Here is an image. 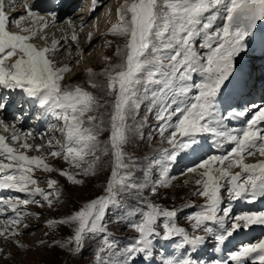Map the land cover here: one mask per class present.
<instances>
[{"label":"snow or ice","instance_id":"snow-or-ice-1","mask_svg":"<svg viewBox=\"0 0 264 264\" xmlns=\"http://www.w3.org/2000/svg\"><path fill=\"white\" fill-rule=\"evenodd\" d=\"M6 3L11 7L16 0H0V90H3L0 92V130L10 132V136L0 133V188L24 193L25 198L0 197V216L8 209L14 213L0 219V237L12 239L19 247H27L16 239L22 223L21 208L31 203L43 207L37 196L48 207L59 200V182L49 178L48 190L39 187L34 176L36 169L49 173L58 171L68 182L82 185L84 180L77 177L96 174L101 160L98 153L112 158L104 194L84 203L70 215L48 219L49 228L75 226L72 236L63 242L53 239V245L64 248L74 244L69 251H80L89 236L106 232L104 221L109 209L120 208L126 196L137 195L143 201L140 190L145 184L155 196L174 179L170 176L171 167L186 156L199 158V163L187 168V172L199 176L195 180L198 187L192 195L204 198L199 210L187 216L191 231L178 224L176 209L142 203L140 210L133 209L128 217V225L137 236L126 246L121 264H152L157 242L177 243L186 253L169 256L163 264H205L196 257L210 237L219 247L238 231L257 225L264 227V211L232 215L234 202L253 203L264 199V103L241 109L227 104L234 92L243 95L244 89L252 87L253 62L257 57L249 53L258 50L260 58H264V39L258 48L255 41L259 24H264V0H123L116 9V21L108 29L114 37L125 41L122 48L116 47L120 62L110 64L104 71L108 95L114 98L111 102L105 101L112 107L108 113V142L98 139L104 130L103 115L91 114L103 105L83 87L62 84L64 74L71 69L67 65L57 66L49 55L55 56L61 50L60 40L53 39L50 46L43 47L31 42L37 36L47 39L41 33L49 22H56L57 14L41 15L25 0L26 16L13 20L5 10ZM221 17L222 24L217 25ZM26 18H33L38 27L22 28L20 32L9 30L10 24L19 27ZM65 23L72 25L73 22L69 18ZM62 39L67 43L69 37L65 34ZM70 39H78L75 29ZM91 39L89 32V42ZM197 40L203 52L197 50ZM195 74L201 75L199 82H193ZM89 83L93 88L98 87L92 80ZM153 84L160 87L152 90L149 85ZM28 102L62 121L58 129L62 139L53 136L46 144L33 145L28 143L34 136L32 131L21 132L16 123L6 122L4 113L10 106ZM145 102L151 105L148 112H155L158 134L171 146L152 161L159 172L158 178L152 179L150 184L151 178L143 169L144 184L136 179L132 171L136 164L128 162L131 157L125 151L130 136L142 127L135 124V119ZM18 110L23 111L19 107ZM250 113L251 118L246 119L243 126H226V121L246 118ZM205 134L211 135L219 146L227 143L230 151L205 155L208 147ZM44 148L51 157L68 163L69 169H56L44 156L27 154ZM257 155L260 159L254 163L246 162V157ZM73 168L79 172L71 171ZM234 168L240 170L233 172ZM224 192L227 201L222 195ZM225 203L227 206H223ZM40 243L45 244V241ZM113 246L114 242L105 237L104 246L95 253L96 258L100 259L101 253ZM3 251L0 248V253ZM250 258L253 264L256 261L264 264V239L244 244L230 252L227 259H217L212 264H229V261L246 264Z\"/></svg>","mask_w":264,"mask_h":264},{"label":"rangeland","instance_id":"rangeland-1","mask_svg":"<svg viewBox=\"0 0 264 264\" xmlns=\"http://www.w3.org/2000/svg\"><path fill=\"white\" fill-rule=\"evenodd\" d=\"M78 1L79 0H76V2L73 1V5L76 3H81L82 8L78 7V9L70 12L66 16L68 19L71 18L73 22L72 25L65 23V19L62 21H56L57 23L55 25L53 23V25H48L44 29V32L41 33V35H46V40L41 39L40 36H37L33 38L31 42L39 47H43L45 45L50 46L52 40L57 39L60 36V33H64L65 36V34H71L73 29H75L78 34V39L76 41H72L70 39L71 35L68 36L69 39L67 43H65L64 40L60 43L61 50L55 56H52L51 53H49V55L56 61L57 66L67 65L71 69L69 72L64 74L62 84L79 85L83 87L84 89L92 92L93 95L98 99L99 103L103 105V107L97 108L95 112L91 114L97 116L103 115L105 123L102 127L104 130L100 133L98 139L101 142H108L110 137L108 113L111 112L112 107L111 103L105 104V101L111 102L114 98L108 95L106 87L107 77L104 75V71L109 67L110 64H116L120 62V57L116 56V47L120 46L122 48L125 43L123 38L114 37L108 32V29L111 24L116 21V9L121 3H123V0H95L94 10L96 13L94 16L91 15L93 17L89 16L88 19L84 17V7L89 8V0ZM59 3L54 4V2H51L49 4V8H47V12H57V10L61 9V3ZM21 4L24 5V2ZM91 9L93 10V5ZM7 12L9 14V11ZM21 14L22 16H26L25 9L22 10V13H19L18 16L20 17ZM15 19L18 18L16 17ZM30 19L33 20V18H26L25 20L21 21L19 27H38V25ZM216 24H222V17L216 21ZM9 26H11V29L14 30L11 24ZM19 27H17V31L15 32L21 31L18 29ZM55 31L56 35H53ZM89 32L92 33V39L90 42L88 40ZM256 37L258 39L256 43L258 48L261 38L264 39V32L257 34ZM61 39L62 36L59 37V40ZM109 41H111V44L108 43ZM199 43L200 41L197 40V50L203 52L204 50L199 48ZM65 52L67 53L66 56ZM70 54H72L71 57ZM253 54L259 55V51L257 50L255 53H249L250 56ZM105 57H111V60H105ZM72 59H74V61H71ZM247 60L248 58L245 57L244 62L247 63ZM256 64L259 67H262L264 64V59L257 57ZM89 70H92L91 75ZM256 71V65L254 64L251 80L252 87L250 89H244L243 95L238 92H234L228 99V102H230L228 105H231L237 109H241V106L239 105H241V101L243 102L242 99H245L244 103L247 102L249 107H251L252 104L260 105L263 103V101L256 98L257 96L251 98V101L249 100L253 92H255L256 89H259V84L264 78V69L259 73H256ZM90 80L94 81L98 87H91L89 83ZM200 80V74H195L193 76V82H199ZM149 87L152 90H156L160 87V85L153 84L149 85ZM253 88L255 89L252 90ZM2 91L3 90H0V92ZM141 91H143V89H141ZM192 94L194 95L195 92ZM150 96L151 92L149 93V98ZM238 96L240 97L239 101L232 105V102L236 100ZM246 99L249 101H246ZM18 107L22 108L23 111L18 110ZM149 107H151V105L145 102L139 109L138 114L136 115L135 124L142 125V127H140L137 133L130 136L129 142L125 146V151L128 153L129 157H131L130 161L128 162L136 164V167L133 168L132 171L135 172L136 179L140 181L141 184H144V174L141 169L148 173V176L151 178L148 181L150 184L152 179L158 178L159 172L158 168L153 165L152 161L154 159L160 158V154L163 149L171 148V146L163 141L161 136L158 134V121L156 120L155 112H148ZM221 111H223V106ZM4 116L7 123H16L17 128L21 132L29 130L33 132V138H29L28 140V143L30 144H46L48 139L53 136L56 139L63 138L62 134L58 131V129L62 126V121H58L51 114H44L43 111L32 102L21 103L19 106L15 105L14 107L10 106L8 111L4 113ZM227 122L233 124L231 127H235V121H226V126ZM129 123L131 124L132 121H129ZM0 133H2V130H0ZM2 134L10 136V132ZM205 135L207 136L206 143L208 145V147L205 149V155H222L230 151V147L227 143L219 146L215 143V140L211 135ZM41 137H43V139H41ZM9 143H11L10 140ZM15 146L18 147L19 145L16 144ZM48 151L49 150L47 148H44L41 149L40 152L29 151L27 154L44 156L46 158V162L56 169H69L68 163H66L62 158L51 157L48 155ZM98 155H101V160L99 162V166L96 168V174L94 176L80 175L77 177L78 179L84 180L82 185H74L68 182L65 177L59 175L58 171L49 173L44 172L42 169L35 170L34 176L38 179L39 187L48 190L47 180L49 178L56 179L59 182L58 187L61 192L59 200H54L53 206L48 207L47 203L44 202L41 197L37 196L36 198L41 199V202L44 204L43 207L35 203H31L21 208L22 223L18 226L20 229V235L16 237V239L27 245V247H19L12 239L5 240L3 237H0V248L4 249V251L0 253V264H121L122 256L126 246L133 242L137 236V233L128 225V214H130L133 209L139 211V206L146 202L157 203L169 209H176L178 212V224L188 228L189 231H191L190 222L187 220V216L190 213L199 210L198 206L204 204V198L192 195V193L196 191L198 187L195 184V180L198 179L199 176L187 172V168L192 167L195 163L190 164L192 162V160H190L191 157L186 156L178 159V161L171 167L170 176L174 177V179L170 181L168 187L160 188L155 196L152 195L150 190H148V185L145 184V186L140 190V196L143 197V201H141L140 197L137 195L126 196L123 198L124 203L120 208L113 207L109 209L104 221L106 225V232H98L89 236V238L85 241L84 247L80 251H69V248L75 247L74 244L64 248H61L59 245H53V239L63 242L68 237L72 236L74 234L75 226L57 225L53 228H49L46 225V221L48 219H60L70 215L82 207L84 203L104 194L106 179L110 175L112 158L111 155L104 156L100 153H98ZM257 159H260L258 155L245 158L247 163H254ZM183 160H187L185 165L182 162ZM239 170V168L232 169L233 172H237ZM71 171L79 172L78 169L74 168L71 169ZM0 194V197L5 198L8 196H20L21 198H25L24 193H19L15 190L1 188ZM222 195L225 196V200L227 201V193L224 192ZM241 201L234 202L232 204V208L237 203H241ZM245 205L247 207H242L241 205L237 208H234L232 210V215H234L236 212H243L240 207H242L244 211L259 210L258 205H254L252 203H247ZM223 206H227V204L225 203ZM25 212L33 213V215L25 216L23 215ZM35 214L39 215L37 216ZM13 215L14 213L8 209L4 216H0V219H7L9 216ZM122 217L125 219H121ZM24 224L28 225V227L24 228ZM211 226L214 228L217 227L216 225ZM126 232H128V234ZM45 233H47V235H45ZM111 234L115 237L112 238ZM197 234L203 235L204 233L198 232ZM105 237H108L110 241L114 242V246L111 250H106L104 253H101L100 259H97L95 253L100 247L104 246ZM263 237L264 235H261L260 239H264ZM41 240H44L45 244H41ZM210 240L211 239H208L207 245L201 251H199L197 256L209 255L208 259L214 260V256L208 254L207 246L211 245L212 243ZM256 240H258V238ZM242 242H244L243 244H249L247 240ZM162 243L163 242H157L155 245L156 255L154 256L152 264H163V261L169 257L167 254L168 250V253L176 251V249L184 250L178 246L175 248L176 245L174 247L173 243L166 242H164L163 250H161ZM241 244L242 243H238L237 246H240ZM159 254L164 260L160 259L158 256ZM228 256L229 255L226 254L224 255V258H228Z\"/></svg>","mask_w":264,"mask_h":264},{"label":"bare ground","instance_id":"bare-ground-1","mask_svg":"<svg viewBox=\"0 0 264 264\" xmlns=\"http://www.w3.org/2000/svg\"><path fill=\"white\" fill-rule=\"evenodd\" d=\"M73 1H75L76 2V0H68V6H71V7H74L75 5H73L74 3H73ZM22 2H24L25 3V1H22V0H17L16 1V3L15 4H13L11 7H7V3H6V10L7 11H12V13H16V15H15V17L16 16H18L19 15V13L22 11V10H24V5L23 4H21ZM67 3V1H65V3L64 4H66ZM60 4V3H59ZM73 5V6H72ZM92 0H89V8H86V7H84V9H85V15H84V17L86 18V19H88L89 18V16L90 17H93L94 15H95V13H96V11L95 10H92L91 8H92ZM37 6L39 7V9L36 7V8H33V10L34 11H36V12H44V8H45V4H41V3H37ZM59 8V7H58ZM82 8V7H81ZM6 11V12H7ZM70 12V11H69ZM67 14H68V9L66 8V9H63V10H61L59 13H57V16H56V21H62L63 19H65L64 20V22L68 19L66 16H67ZM44 16H48V14L46 15V14H43ZM91 15H93V16H91ZM84 18V19H85ZM31 20V19H30ZM29 21V20H28ZM31 21H34V19L33 20H31ZM49 21H51V18L49 17ZM57 22H55V23H53L54 25L56 24ZM78 23V22H77ZM29 24V23H28ZM52 23L51 22H49V24L48 25H51ZM52 24V25H53ZM79 24V23H78ZM81 24V23H80ZM261 27V28H260ZM260 29H259V31H257L256 32V35L257 34H260V33H263L264 32V24H261L260 25ZM24 28H27V26L26 27H24ZM29 28V27H28ZM9 30L11 31V30H13V29H11V26H9ZM14 32V31H13ZM56 33V31L54 32V34L53 35H56L55 34ZM50 34V33H49ZM71 34L69 33L68 34V36H70ZM64 37V33H60V36L59 37ZM262 36V35H261ZM59 37L57 38L58 40H59ZM263 37V36H262ZM261 39H263V38H261ZM257 37L255 36V41H256V43H257ZM61 41H63V39H61L60 40V43H61ZM83 41V40H82ZM87 44V43H86ZM257 45V44H256ZM78 46V45H77ZM77 52V51H76ZM66 52H65V56H66ZM71 55L72 54H70V57H71ZM254 56H256V57H260V52H259V55H257V54H255ZM76 57V56H75ZM74 58V57H73ZM75 59V58H74ZM74 59H72L71 61H74ZM264 59V58H263ZM65 61V60H64ZM256 61V60H255ZM259 62V61H258ZM255 65H256V69H257V71H256V73L257 72H259V69H263L264 68V64H263V66L262 67H259L256 63H255ZM255 88H253L252 90H254ZM261 94V95H260ZM255 96H257L256 98H258L259 100H261V101H263V103H264V78H263V80H262V82L259 84V89H256V91L255 92H253V94H252V96L250 97V101H251V98H253V97H255ZM240 97H241V95H240ZM239 96H238V98L236 99V100H234L233 102H232V105L235 103V102H238L239 101V98H240ZM262 98V99H261ZM243 100V102L241 101V105H239V106H241V108H244V107H249L248 106V103L246 102V103H244L245 101V99H242ZM249 100H247L246 99V101H249ZM227 104H230V102H228L227 101ZM236 104V103H235ZM252 104V103H251ZM15 105H13L12 107H14ZM251 118V113L246 117V118H241V119H237V120H232V121H235V127H241V126H243L244 125V123L246 122V119H250ZM231 125H233V124H231V123H228L227 122V127H231ZM229 146V145H228ZM230 147V146H229ZM34 155V154H33ZM0 190H1V188H0ZM7 191V190H6ZM1 195V194H0ZM245 204H247V203H244L243 205H242V207L244 206V207H247ZM252 204H254V205H258V207H259V210L258 211H264V199H259V200H257V201H255V202H253ZM242 207H240L241 208V210H243L244 211V209L242 208ZM233 210V209H232ZM238 235H241V236H245L246 237V240H251L252 242L254 241V240H256L257 238H258V240L260 239V236L261 235H264V227H262V226H252L249 230H244L243 232H238ZM264 238V237H263ZM258 240H256V241H258ZM227 255H229V253L227 254ZM169 256V255H168ZM234 263V262H233ZM252 263V259L250 258L248 261H246V264H251Z\"/></svg>","mask_w":264,"mask_h":264}]
</instances>
